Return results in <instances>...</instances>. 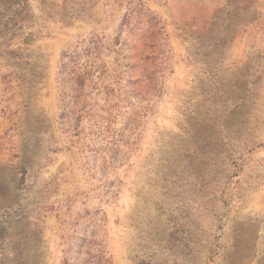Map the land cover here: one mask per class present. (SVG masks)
Returning <instances> with one entry per match:
<instances>
[{
  "label": "rangeland",
  "instance_id": "1",
  "mask_svg": "<svg viewBox=\"0 0 264 264\" xmlns=\"http://www.w3.org/2000/svg\"><path fill=\"white\" fill-rule=\"evenodd\" d=\"M0 264H264V0H0Z\"/></svg>",
  "mask_w": 264,
  "mask_h": 264
},
{
  "label": "trees",
  "instance_id": "2",
  "mask_svg": "<svg viewBox=\"0 0 264 264\" xmlns=\"http://www.w3.org/2000/svg\"><path fill=\"white\" fill-rule=\"evenodd\" d=\"M65 70H66V65L63 62V64H62V72L61 73H62V84L64 86V92H63L64 95H62V101H64V111L61 113V116H60L62 119H66L67 118V112H66L65 108L68 106L67 98H66V95H65V85H64L65 84V77H66ZM75 82H76V80H75ZM77 82H78V80H77ZM73 102L77 104L76 97H74V101Z\"/></svg>",
  "mask_w": 264,
  "mask_h": 264
}]
</instances>
